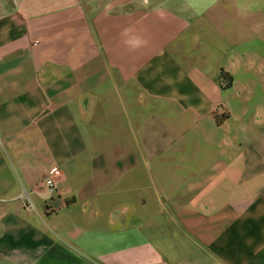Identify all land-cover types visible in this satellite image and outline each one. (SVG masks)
Returning <instances> with one entry per match:
<instances>
[{"label":"crops","instance_id":"crops-1","mask_svg":"<svg viewBox=\"0 0 264 264\" xmlns=\"http://www.w3.org/2000/svg\"><path fill=\"white\" fill-rule=\"evenodd\" d=\"M0 264H264V0H0Z\"/></svg>","mask_w":264,"mask_h":264},{"label":"built area","instance_id":"built-area-1","mask_svg":"<svg viewBox=\"0 0 264 264\" xmlns=\"http://www.w3.org/2000/svg\"><path fill=\"white\" fill-rule=\"evenodd\" d=\"M54 171H57V169H55ZM42 185H44L49 192H55L56 183L53 174H49L48 176H46L42 182Z\"/></svg>","mask_w":264,"mask_h":264},{"label":"trees","instance_id":"trees-1","mask_svg":"<svg viewBox=\"0 0 264 264\" xmlns=\"http://www.w3.org/2000/svg\"><path fill=\"white\" fill-rule=\"evenodd\" d=\"M216 118H217L218 122H220V121H221V119H220V117H219V116H216Z\"/></svg>","mask_w":264,"mask_h":264}]
</instances>
